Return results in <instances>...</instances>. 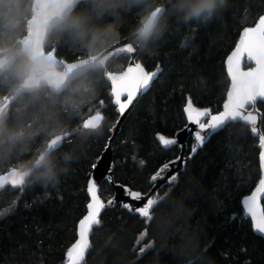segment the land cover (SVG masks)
I'll use <instances>...</instances> for the list:
<instances>
[{"label": "trees", "instance_id": "obj_1", "mask_svg": "<svg viewBox=\"0 0 264 264\" xmlns=\"http://www.w3.org/2000/svg\"><path fill=\"white\" fill-rule=\"evenodd\" d=\"M234 0H87L75 5L68 18L54 28L46 41L45 52L54 51L55 56L66 62H74L109 48L116 42L133 33L157 7H164L153 34L142 43V50L137 56L148 71L154 70L159 63L169 72L177 68L196 69L203 75L193 77L184 95H192L194 102L200 107L217 109L222 105L225 91L226 73L222 67L225 52L237 39V26L228 23L227 33L221 30V24L226 20L225 13L233 5ZM259 0H251L257 4ZM245 0H239L237 6H242ZM32 0H0V50L8 49L25 35V26L31 16ZM213 24L203 28L205 25ZM200 31L195 45L187 50L181 48L184 42H191V30ZM202 29V30H201ZM187 38V40H185ZM14 56V54H13ZM128 62L121 58L111 67L112 72L122 71ZM29 62L23 57L16 59L13 66L0 75V104L10 97L29 70ZM165 76L153 85L152 90L141 101V109L134 119L141 126L139 147L129 144L128 157L123 153L113 158L123 171L116 175L130 186L148 189V177L160 165L172 158L173 153L160 146H154L151 141L156 132L166 136H174L183 123V104L181 90L178 88L167 103L159 109L154 118L150 117L148 102L155 96H162L161 85L167 82ZM205 85H207L206 90ZM109 85L104 80L103 71H91L72 82L68 89L54 95L48 89L39 90L33 94H21L7 108L6 116L0 123V174L11 168L28 169L36 158L43 153L48 140L54 135L68 133V138L61 147L46 159L43 167L34 171L25 184L19 189L7 188L0 192V205L15 202L21 193L35 195L44 203L40 209H21V213L38 212L41 218L38 222L46 227L50 222L51 231L47 236H54L49 247L51 254L59 255L63 251L61 241L67 243L71 238V221L66 217H79L86 193L84 191L88 172L91 169L84 157L91 147L95 154L102 150V143L95 141L104 135L111 121L116 119L115 110L109 98ZM101 101L104 103L101 104ZM103 112V122L94 130L83 128V121L92 114ZM234 137L249 136L248 126L241 123L230 125ZM236 142V141H234ZM193 143L191 138L186 142V153ZM137 154V160L132 155ZM228 149L222 140L216 138L206 146L201 153L203 160L185 181L183 187L191 192V197L185 201V211L177 215L166 230L159 224L154 226L152 236L157 243H163L165 248L160 252V264H173L172 253L175 249L177 257L190 254L180 251V239L176 230H196L195 245L203 249L212 244L213 250H221L225 239L231 233V225L226 223L230 211L218 212L213 208L212 196L214 188L220 187L219 198L225 202L226 209H234L230 199L222 191V176L225 173V157ZM146 159L145 169L140 168L139 159ZM239 166L241 161H233ZM243 163H247L244 161ZM255 171V165L251 169ZM245 179L249 170L243 169ZM203 185L208 196L200 195L196 184ZM241 181H236L240 184ZM58 184V190L52 186ZM236 184L232 191H236ZM106 187V184L103 185ZM43 188H48L49 197H45ZM41 189V190H39ZM246 191V188L244 189ZM34 192V193H31ZM64 196L61 204L56 196ZM109 192H104V198H109ZM121 210L109 211L106 219H114L119 223ZM128 220V215H124ZM133 218L127 225L122 237L120 251L114 253L116 258H122L129 251L140 235L141 229ZM187 235L191 239L193 231ZM11 234V235H10ZM37 223L32 216L24 215L15 220H9L0 225V264H25L29 249H21V244H33L38 241ZM96 252L90 258L89 264H104L108 252L105 251L106 237L94 238ZM49 251L48 248L45 249ZM39 257L40 253H36ZM50 260V255L44 257Z\"/></svg>", "mask_w": 264, "mask_h": 264}, {"label": "snow or ice", "instance_id": "obj_2", "mask_svg": "<svg viewBox=\"0 0 264 264\" xmlns=\"http://www.w3.org/2000/svg\"><path fill=\"white\" fill-rule=\"evenodd\" d=\"M238 3L239 0H234L225 13V22L220 25L225 33L229 31V22L236 25L238 38L225 52L222 60L226 83L222 105L217 109L200 107L191 94L184 95L192 78L203 75L196 69L177 68L169 72L156 63L154 70L148 71L141 62H130L123 74L124 78L112 83L109 98L116 119L108 125L105 134L95 141L98 145L102 143V150L93 154L90 147L84 157L91 169L84 188L86 200L79 217H66L71 221V238L67 243L60 242L63 247L61 254H51L53 250L49 245L54 236H47L45 243V232L51 231L50 222L47 227L39 223L41 218L38 212L21 213V209H40L43 200L34 194L29 196L21 193L14 203L0 205V225L21 215L26 219L32 216L37 223L38 241L20 245L21 249H29L25 264H89L96 252L93 240L100 236L106 237L105 251L108 256L104 264H160V252L165 245L157 243L152 236L154 226L159 224L166 230L177 215L185 211V201L192 194L183 185L198 166L199 160H203L201 153L214 138L222 140L228 149L225 173L231 175L232 180H228V175L222 176V191L235 208H225L224 200L219 198V186L213 189L217 195L212 196V206L218 212L230 211L226 223L231 225V233L225 239L222 249L209 255L213 250L212 244L205 245L203 249L195 245L198 225L196 230H176L181 241V253L193 250L190 254L177 257L175 249H169L173 264H264V0H259L257 4L245 0L242 6H237ZM211 25L213 24L203 28ZM191 35V42L182 43V49L193 47L200 31L192 29ZM165 76L168 79L161 85L162 96H154L148 102L150 117L154 118L179 88L184 101L180 131L190 135L193 143L185 153L184 142L179 139V133L169 137L156 132L151 143L172 152L173 156L149 175L147 190L136 189L116 175L123 169L113 157L123 153L127 159L129 144L139 147L141 126L134 116L143 107L141 101L152 90L153 85ZM206 88L207 85L204 90ZM99 115L102 120L103 112ZM236 123L247 124L249 136L234 137L230 125ZM93 127H99V123ZM131 158L136 161L137 154L134 153ZM233 161H241V164L237 166ZM244 161L247 163H243ZM138 164L145 169L147 160L141 158ZM253 164L254 172L251 171ZM243 169L249 170L247 179L243 175ZM236 181L241 183L236 184ZM105 184L106 187H103ZM233 184H236L235 192L232 191ZM196 186L200 195H210L203 185L197 183ZM52 188L58 190L59 185ZM43 190L48 198V188ZM105 191L110 194L107 199L104 198ZM56 199L63 204L62 194L58 193ZM117 208L121 210L119 223L114 219H106L108 212ZM125 214L128 215V220L124 219ZM133 218H138L136 225L141 229L139 234L143 239H137L122 258H116L114 253L120 251L122 237ZM190 230L193 231L191 239L187 235ZM46 248L49 249L48 252L45 251ZM37 252L40 253L39 257ZM46 255H50L47 262L44 259Z\"/></svg>", "mask_w": 264, "mask_h": 264}, {"label": "water", "instance_id": "obj_3", "mask_svg": "<svg viewBox=\"0 0 264 264\" xmlns=\"http://www.w3.org/2000/svg\"><path fill=\"white\" fill-rule=\"evenodd\" d=\"M83 1L87 0H32L31 16L26 22L25 35L18 39L12 47L0 50V75L6 73L19 57L27 59L30 64L25 79L14 93L0 104V115L21 94H33L39 90L48 89L50 93L60 95L68 89L72 82L95 70L103 71L104 80L109 85L110 96L112 83L124 78L123 74L130 62H137L142 43L151 37L164 12L162 6L155 8L146 20L126 38L96 55L68 63L58 59L53 50L45 52V44L50 32L68 18L75 5ZM121 58L128 59L125 68L120 72L110 71L113 64ZM99 114L97 112L87 117L82 123L83 128L97 129L98 127H93L97 123L100 127L103 119L101 120ZM177 133H179V139L184 142L186 153V142L191 136L184 131ZM68 136V133H60L51 137L43 153L36 158L30 168H11L0 174V192L7 188L22 187L34 171L43 167L49 155L59 149ZM101 167L103 168V163Z\"/></svg>", "mask_w": 264, "mask_h": 264}, {"label": "rangeland", "instance_id": "obj_4", "mask_svg": "<svg viewBox=\"0 0 264 264\" xmlns=\"http://www.w3.org/2000/svg\"><path fill=\"white\" fill-rule=\"evenodd\" d=\"M29 65H30V64H29ZM5 116H6V110L3 111V113L0 115V123H1L2 120L5 118ZM137 239H143V238H141L140 235H139Z\"/></svg>", "mask_w": 264, "mask_h": 264}]
</instances>
